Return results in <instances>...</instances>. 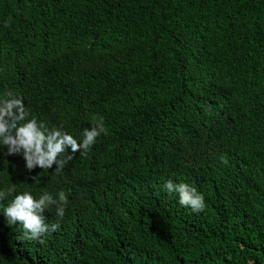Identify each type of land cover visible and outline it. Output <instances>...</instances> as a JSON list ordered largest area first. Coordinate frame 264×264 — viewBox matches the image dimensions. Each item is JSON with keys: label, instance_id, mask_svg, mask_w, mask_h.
Here are the masks:
<instances>
[{"label": "trees", "instance_id": "trees-1", "mask_svg": "<svg viewBox=\"0 0 264 264\" xmlns=\"http://www.w3.org/2000/svg\"><path fill=\"white\" fill-rule=\"evenodd\" d=\"M8 92L106 134L60 170L0 153V188L67 196L42 242L0 215V264H264V0H0Z\"/></svg>", "mask_w": 264, "mask_h": 264}, {"label": "clouds", "instance_id": "clouds-1", "mask_svg": "<svg viewBox=\"0 0 264 264\" xmlns=\"http://www.w3.org/2000/svg\"><path fill=\"white\" fill-rule=\"evenodd\" d=\"M29 117L30 112L22 95L8 92L0 97V153L21 156L28 172L37 167L49 170L53 164L56 165L55 170H60L77 153L86 154L96 144L97 138L106 134L102 120L93 121L91 128L83 129L77 136L63 126L50 130L36 117ZM165 188L169 193L179 194L178 203L181 206L190 207L196 212L206 207L203 194L195 187L186 183L174 184L169 180ZM8 197H12L11 202L0 208V215L8 225L22 227L24 241L42 242L46 233L59 228V224L49 222L46 212L53 205L58 217L65 215L67 196L64 192L56 197L44 192L37 197L30 191L20 192L15 185L0 188V205H4Z\"/></svg>", "mask_w": 264, "mask_h": 264}]
</instances>
